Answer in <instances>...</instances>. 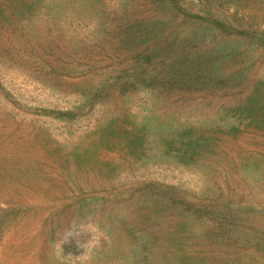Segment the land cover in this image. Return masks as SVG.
<instances>
[{
  "label": "rangeland",
  "instance_id": "rangeland-1",
  "mask_svg": "<svg viewBox=\"0 0 264 264\" xmlns=\"http://www.w3.org/2000/svg\"><path fill=\"white\" fill-rule=\"evenodd\" d=\"M0 264H264V0H0Z\"/></svg>",
  "mask_w": 264,
  "mask_h": 264
},
{
  "label": "clouds",
  "instance_id": "clouds-1",
  "mask_svg": "<svg viewBox=\"0 0 264 264\" xmlns=\"http://www.w3.org/2000/svg\"><path fill=\"white\" fill-rule=\"evenodd\" d=\"M70 228H71V225H70ZM66 233H67V237L73 236L71 232H68V230H66ZM66 240H67V239H66ZM66 240H65V242H66ZM90 243H91V241H87V242H84V243H78V246H79V247H82V248H85V247H87Z\"/></svg>",
  "mask_w": 264,
  "mask_h": 264
}]
</instances>
